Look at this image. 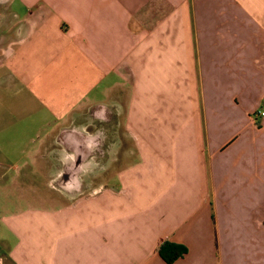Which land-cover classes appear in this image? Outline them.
I'll return each instance as SVG.
<instances>
[{
	"label": "crops",
	"instance_id": "0c3cea01",
	"mask_svg": "<svg viewBox=\"0 0 264 264\" xmlns=\"http://www.w3.org/2000/svg\"><path fill=\"white\" fill-rule=\"evenodd\" d=\"M51 124L103 177L4 220L15 264H264V0H0V138Z\"/></svg>",
	"mask_w": 264,
	"mask_h": 264
},
{
	"label": "rangeland",
	"instance_id": "374dc122",
	"mask_svg": "<svg viewBox=\"0 0 264 264\" xmlns=\"http://www.w3.org/2000/svg\"><path fill=\"white\" fill-rule=\"evenodd\" d=\"M67 129L63 128L56 132L57 127L51 124L45 128L47 132L45 138L43 140L40 138L36 142H31L27 135H22L21 131L14 132L6 140L0 138V145L9 151L2 154L5 157L0 159V216L3 220L0 221L1 264L13 262L12 257L7 255L6 242L10 240L5 226L7 223L4 220L25 214L28 209H55L57 206L68 203L78 194V191H73L72 187L70 191H67L58 185V178H62L63 171L74 166L73 161L81 162V165L75 166H81L83 169H86L89 163L91 167L97 169L96 171L87 169L85 173H79L82 183L90 178L89 174H96L98 181L103 177L101 169L105 163L104 155L93 154L95 159H90V154H76V158L73 159L71 133L62 132ZM69 154L70 160L66 159ZM83 156L86 158H82ZM66 172L65 178H67Z\"/></svg>",
	"mask_w": 264,
	"mask_h": 264
},
{
	"label": "trees",
	"instance_id": "16d2710c",
	"mask_svg": "<svg viewBox=\"0 0 264 264\" xmlns=\"http://www.w3.org/2000/svg\"><path fill=\"white\" fill-rule=\"evenodd\" d=\"M186 250V246L182 243L165 240L160 244L158 252L167 262H171L184 254Z\"/></svg>",
	"mask_w": 264,
	"mask_h": 264
},
{
	"label": "bare ground",
	"instance_id": "6f19581e",
	"mask_svg": "<svg viewBox=\"0 0 264 264\" xmlns=\"http://www.w3.org/2000/svg\"><path fill=\"white\" fill-rule=\"evenodd\" d=\"M66 159H71V155L69 154L68 156H66Z\"/></svg>",
	"mask_w": 264,
	"mask_h": 264
},
{
	"label": "built area",
	"instance_id": "2783aa9c",
	"mask_svg": "<svg viewBox=\"0 0 264 264\" xmlns=\"http://www.w3.org/2000/svg\"><path fill=\"white\" fill-rule=\"evenodd\" d=\"M258 113H259V111H258V112H254L253 114H254V115H257Z\"/></svg>",
	"mask_w": 264,
	"mask_h": 264
}]
</instances>
